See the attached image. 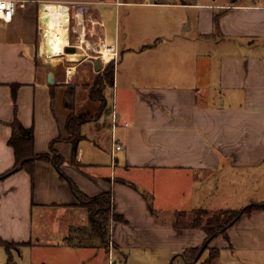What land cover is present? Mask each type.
Segmentation results:
<instances>
[{
  "label": "crops",
  "instance_id": "1",
  "mask_svg": "<svg viewBox=\"0 0 264 264\" xmlns=\"http://www.w3.org/2000/svg\"><path fill=\"white\" fill-rule=\"evenodd\" d=\"M15 1L12 20L0 21V175L15 163L17 118L34 129V153L54 142L62 175L87 197L110 195L111 217L122 218L110 221V250L67 180L36 161L32 175L0 179V236L18 256L55 245L49 237L62 227V264H127L139 250L189 264L181 254L206 239L193 212L264 205V0ZM50 4L68 7L70 44L86 54L62 74L39 49ZM101 41L117 52L102 105L79 87L90 64L97 71ZM112 111L121 146L113 163ZM72 115L82 121L75 156ZM262 248L264 207L215 237L202 264H257ZM0 264H9L5 249Z\"/></svg>",
  "mask_w": 264,
  "mask_h": 264
},
{
  "label": "trees",
  "instance_id": "2",
  "mask_svg": "<svg viewBox=\"0 0 264 264\" xmlns=\"http://www.w3.org/2000/svg\"><path fill=\"white\" fill-rule=\"evenodd\" d=\"M115 64L113 61L105 65L103 72L98 76L93 84L94 88L89 89L90 97L92 99L99 100L102 104L104 102L103 90L113 85ZM16 85L13 86L15 88ZM82 123L81 120L77 118L76 115H72L67 121V130L71 133V143L73 145V155L75 156L77 152V143L79 141L78 127ZM12 134L8 140V144L12 147L15 155L14 166L0 175V179L11 175L15 171L26 168L29 173L33 174L32 164L36 161H43L51 163L54 168L58 171L60 176L66 179L61 172V166L64 162L62 156H60L53 148V143L50 146V153L36 154L34 153L33 143H34V129L33 127L25 128L16 118L11 124ZM69 186L79 201V205L85 208L92 219L93 228L100 233V236L106 244L110 242V221L114 220L122 221L120 216L114 215L111 217V206H110V195L102 194L97 197H87L84 195L76 185L69 179H66ZM262 204H252L243 209H226L219 211V216L210 218L205 224H202L198 219H193L190 223L194 227H201L206 233V239L200 248H190L184 251L181 255L182 258L189 264L195 263L200 259L202 253L208 248L210 242L220 234L225 233V231L232 226L239 218L248 214L253 210L263 208ZM204 211V210H198ZM207 212V211H206ZM0 246L8 252V263L15 264L12 258V250L18 247L15 243L8 242L0 236ZM202 252L200 253V251ZM189 252V255L186 253ZM200 253V254H199ZM217 256L216 252L212 253L209 260L215 259ZM177 256H174L170 264H175Z\"/></svg>",
  "mask_w": 264,
  "mask_h": 264
},
{
  "label": "rangeland",
  "instance_id": "3",
  "mask_svg": "<svg viewBox=\"0 0 264 264\" xmlns=\"http://www.w3.org/2000/svg\"><path fill=\"white\" fill-rule=\"evenodd\" d=\"M121 31L123 32L122 26H121ZM75 41H76V39L72 36L71 43H74ZM76 52L80 53L78 50H76ZM93 55L95 56L96 53H93ZM120 59H121V55L119 56V59L117 60V62ZM47 60H48L47 62L49 64V66L54 68L56 70V72H58V74L64 73L66 68L69 69L70 67H75L74 65L78 62V61H69L66 56H61L59 58H56V60H49V59H47ZM100 63L102 64V66L105 67V65L101 61H100ZM73 71H76V70L73 69ZM89 73L91 76L90 83H85V84H82L79 86L83 91H87V90L89 91V89L91 87L94 88L93 84L96 81V79L98 78V76L101 74L98 71H95V69L93 68V66L91 64H90ZM75 87H76V85H75ZM113 95H114L113 89L109 88L107 90V93H106V97L108 99V106L109 107H111ZM101 105H102V103H101ZM223 183H224V181L221 182V184H223ZM227 185H228L227 183H224V188ZM225 192H230V191L225 190ZM36 215H37V213H36ZM216 216H219V212H211V211L206 212V211L196 210L192 214V219H198L202 224H205L208 219L214 218ZM185 219H186L185 216L179 217V220L185 221ZM60 225H62V222H60ZM56 232L57 233L50 235V237L48 236L49 240L53 241L52 244H55V245H51L48 247H44L42 245H35L34 248L31 249V251H30V249L23 248L22 256L17 255V252L14 251V249H15V247H14L12 250V254L14 255L16 262L18 264H30V262H31L30 260H32L35 264H37V263L39 264L40 261H43V263H45V264H62V227H60V229L57 230ZM48 237L44 238L43 240L44 241L47 240ZM106 247H108L110 250L112 249V246H110V242L108 244H106ZM0 250L4 251L3 248H0ZM186 254L189 255V252ZM253 254L255 255V257L258 260L257 264H264V248L257 250V251L255 250L253 252ZM206 256H207V254L205 253L204 255H202L201 259L195 264H202L203 259ZM178 260L177 261L175 260V264H182L180 262V260L179 261ZM116 264H119V263L117 262ZM127 264H169V261L165 260L162 256V253H160V252H154L151 250H148V251L139 250V251H132L131 252V255L129 256Z\"/></svg>",
  "mask_w": 264,
  "mask_h": 264
},
{
  "label": "bare ground",
  "instance_id": "4",
  "mask_svg": "<svg viewBox=\"0 0 264 264\" xmlns=\"http://www.w3.org/2000/svg\"><path fill=\"white\" fill-rule=\"evenodd\" d=\"M41 17L49 18V20L45 22L39 48L40 54L43 56V58L56 60V58L66 56L69 61H78L82 56L86 55L84 53L85 51L81 53L65 52V48L70 44V17L65 6L53 4L46 5L43 8ZM100 53L102 54L103 62L108 63L111 59L109 48L103 46Z\"/></svg>",
  "mask_w": 264,
  "mask_h": 264
},
{
  "label": "built area",
  "instance_id": "5",
  "mask_svg": "<svg viewBox=\"0 0 264 264\" xmlns=\"http://www.w3.org/2000/svg\"><path fill=\"white\" fill-rule=\"evenodd\" d=\"M17 6H18V3L15 0H0V21L10 22L12 20L13 16H14V13L16 11ZM65 7L68 10V7L67 6H65ZM68 46H74L76 48V50H77V47H78V46L73 45V44H69ZM103 46L109 48L110 54H111V59H110L109 62L113 61L114 64H115V60H116V57H117L116 49L113 46H109V45L105 44L102 41H101L100 45L98 46V48L95 50V53H96L95 56L104 65L109 63V62L108 63H104L103 60H102V54L100 53V51H101V48ZM117 120H118V117H117L116 112L112 111V114H111V121H112L111 142H112V148H113L112 153H111L112 163L115 160V151H118V150L121 149V146L118 143L117 138L115 136V128H116V125H117V122H118ZM110 246H112L111 242H110Z\"/></svg>",
  "mask_w": 264,
  "mask_h": 264
},
{
  "label": "water",
  "instance_id": "6",
  "mask_svg": "<svg viewBox=\"0 0 264 264\" xmlns=\"http://www.w3.org/2000/svg\"><path fill=\"white\" fill-rule=\"evenodd\" d=\"M48 20H49V18H48V17H45L44 21L47 22ZM65 52H66V53H76V48H75L74 46H67V47L65 48ZM95 68H96L97 71L100 70V63H99V61H96V62H95ZM50 78H52L51 75H50V77H49V81L52 82L53 80L50 79ZM201 252H202V250L200 251V253H201Z\"/></svg>",
  "mask_w": 264,
  "mask_h": 264
}]
</instances>
